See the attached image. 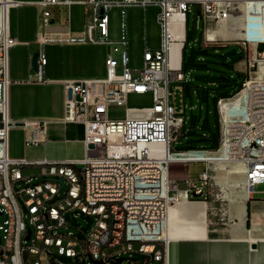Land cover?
Listing matches in <instances>:
<instances>
[{
  "label": "built area",
  "instance_id": "obj_1",
  "mask_svg": "<svg viewBox=\"0 0 264 264\" xmlns=\"http://www.w3.org/2000/svg\"><path fill=\"white\" fill-rule=\"evenodd\" d=\"M77 2L84 5L85 12L83 30L78 35L69 29L72 0H38L35 3L42 17L39 46L52 42L94 43V29L107 36L109 9L127 5L144 8L154 3L160 9L157 14L160 47L154 51L145 50L142 68L136 70L128 66L126 43L120 41V51L118 46L113 47L114 52L119 51L118 58L108 55L105 59L106 77L61 80V122L83 127L80 158H14L8 156L10 127L29 130L25 145L43 146L48 140V121H13L8 116L7 53L17 40L9 33L6 20L0 22V264H58L55 256L61 255L84 259L79 264H98V261L107 264L114 255L127 251L144 256L143 264H166L168 208L182 195L185 199L210 201L211 225L230 222L229 188L221 185L218 190L213 189L218 163L225 167L240 162L245 177L243 187L247 191L264 183V70L258 73L259 65L264 67L263 41L256 43L253 57L247 56L248 77L241 83L244 98L237 100V93L216 97L217 148L170 149L185 123L169 103L168 85L170 80L185 79L182 52L186 43V12L191 4L199 7L195 27H200L205 42L214 43L220 40L214 35L216 28L238 13L241 4L264 9V0ZM20 3L16 0L0 3V12L3 6L6 11L8 5ZM53 5L67 6L66 23H55L50 9ZM176 15H181L183 20L181 28L177 29L171 22ZM241 40L243 45L248 43L244 38ZM174 43H180L176 61L171 54ZM260 44L263 47L259 50ZM44 63L45 58L38 53V72ZM118 65L120 73L116 75ZM146 91L152 92L151 106H126L124 118H108L110 103L126 104L129 92ZM223 104L229 110L226 115L220 110ZM150 145L160 146V149L153 150ZM191 160L203 161L206 167L197 179H185V188L179 190L177 183L169 179V165ZM76 164L82 167L76 168ZM41 176L44 178L40 181ZM70 210L94 217L88 232L79 234L68 230L65 212ZM119 258L121 263L123 257Z\"/></svg>",
  "mask_w": 264,
  "mask_h": 264
},
{
  "label": "rangeland",
  "instance_id": "obj_2",
  "mask_svg": "<svg viewBox=\"0 0 264 264\" xmlns=\"http://www.w3.org/2000/svg\"><path fill=\"white\" fill-rule=\"evenodd\" d=\"M69 8L70 24L75 27H82L85 12L84 5L78 3V0H72ZM33 5L23 4L20 7L8 5L5 11V20L8 26L14 22H23V20L35 22L38 29L42 30V17L39 16ZM50 9L55 17L56 24H64L67 16V6L53 5ZM159 6L154 3H148L144 6L127 5L114 6L107 12L108 16V35H100L98 29H94V43H85L86 47H81L79 43H46L42 48L38 45H18L17 43L8 49L7 53V69L10 73L8 79L13 77L29 78V62L25 57L31 51H41V54L47 59V64L43 66V75H70L78 78H104L106 77L105 59L108 55L118 58L119 51L122 47L120 41H125L126 54L128 56V66L131 69L139 70L143 65L144 50L154 51L160 47V25L157 20ZM200 14L199 7L191 4L185 16L186 26V43L182 52L183 73L185 79L183 81L170 80L168 85V100L174 107L175 114L184 118L185 123L181 128V132L177 139L170 144L171 150H184L191 147L205 146L208 149L215 150L218 146V111L212 96L226 88L233 87L236 83L238 88L246 74L241 73L238 62L249 54V46L255 47L256 42L242 44V38L222 39L221 33L224 31L228 34L233 32L245 33L247 28L243 25L233 29L232 21L240 22L236 12L230 20L225 24H220L215 30V36L220 38L217 42L207 43L201 35L200 27H195V20ZM4 20V21H5ZM40 23V24H39ZM225 25V27H223ZM81 29V28H80ZM74 31V30H73ZM75 32L78 35L79 32ZM73 32V33H74ZM224 33V34H225ZM48 36H59V34H48ZM249 44V45H248ZM114 45L118 46L119 51L114 52ZM80 46V47H79ZM225 46V47H223ZM245 46V48H243ZM218 47L217 50H215ZM263 44L258 46L260 50ZM235 49L240 53L239 58L232 59L234 54L231 52ZM30 56V57H31ZM253 57V56H252ZM31 66V65H30ZM240 66H244L243 64ZM33 75L36 71L30 68ZM255 70V69H254ZM252 71V69H251ZM49 72V73H48ZM120 73V66L116 67V75ZM252 76L254 73H251ZM241 86L235 92L241 90ZM18 89L11 87L12 105L10 108V118L16 121L22 120L21 113L27 108L21 107L16 101V92ZM232 91L229 92V94ZM234 93V94H235ZM233 94V95H234ZM232 96V95H231ZM229 97V96H224ZM153 103L152 92L144 93L129 92L127 94L126 104L110 103L107 107L108 118L120 119L125 117V109L127 107H148ZM60 125L49 124L47 126V135L56 139L53 135L56 131H61ZM29 137V130H25L20 126H12L8 131V156L9 157H26L34 159L41 157L44 152L50 155L49 151L53 147L52 142L47 147L25 145V140ZM57 142V141H56ZM58 143V142H57ZM59 144V143H58ZM60 145V144H59ZM57 145L54 148L57 153L69 155H83V145L81 143H73L72 145ZM45 149V150H44ZM237 166V162L232 163ZM228 167L218 163L216 169L219 177L224 176L230 180H236L241 173L232 172L235 167ZM76 168H81V164H76ZM205 167V162L191 160L187 163H171L169 165V179L173 176L179 177L182 181L186 177L197 179ZM229 169V170H228ZM32 171V170H31ZM244 175V174H243ZM44 177H39L43 180ZM264 184H256L254 186V195L258 197L264 190ZM202 216L199 223H195V232L202 231L206 228V222L203 212L198 214ZM65 218L69 221L68 230L74 233L82 234L88 232L93 224L94 217H90L78 210H70L65 212ZM177 223L184 229V219L177 217ZM198 230V231H196ZM123 257L122 262L116 259ZM142 256L138 252L127 251L120 255H114L113 259L107 264H143ZM58 264H79L84 259L79 260L77 257L72 259L66 256H55ZM239 264H243L239 261ZM258 264H262L258 262Z\"/></svg>",
  "mask_w": 264,
  "mask_h": 264
},
{
  "label": "crops",
  "instance_id": "obj_3",
  "mask_svg": "<svg viewBox=\"0 0 264 264\" xmlns=\"http://www.w3.org/2000/svg\"><path fill=\"white\" fill-rule=\"evenodd\" d=\"M16 1L21 2L19 5H17V7H20L23 4H30L33 5L32 7H34V9H36L38 12V7L35 4L38 0ZM83 24L84 22H82V27L77 26L73 29L69 22L70 32H81L83 30ZM8 31L16 38L18 45H38V39L41 30L40 28L38 29V26L35 22L27 21L26 19L23 20V22H14L11 26H8ZM73 34H75V32ZM79 45H81V47H86V44ZM42 46H39L40 49ZM38 53L40 56L44 57L41 54V51ZM30 56L31 51L27 53L25 57L27 63L30 60L29 68L27 69L30 77L21 79L20 77H16L14 74L13 77L10 78L8 87V116L10 118V108L12 105L11 87L13 86L14 88L16 87V89H18L16 92L17 104L21 107L27 108V110L20 115L23 117L22 120L43 119L48 121L47 126L52 124L60 125L62 127L60 128L61 131H56V133L53 134L56 139H53L47 135L48 140L46 144L43 145V147L46 148L48 143L52 142L51 145H53V147H51V150L49 151L50 155H47L44 152L41 157L34 159L80 158L78 155H61L54 149L57 148V145L59 144V146L62 144L70 146L73 143L82 144L83 139V127L81 124L65 125L61 122L63 116V90L61 80L67 78H91H78L70 75L45 76L43 75V66L47 64V59L45 57V63L40 66V72H38L37 68L35 75H33L30 69L32 68V66H30ZM242 64L244 65L243 67L240 66ZM238 67L241 73L246 74L245 78L243 79L244 81L248 77L249 72L247 66V56L245 54L238 62ZM9 73L10 70L8 67V75ZM11 120L16 121L14 119ZM236 165L241 166L242 164ZM232 166L233 164L228 165V167ZM241 167H243V165ZM214 177L215 183L213 184V189L215 191L218 190L219 186L221 185L229 188V201L227 209L230 222H228L226 225H211L208 212L210 201L208 200L204 202L199 199H186L184 202H177V204L168 210L167 213L168 222L165 231V235L168 236L166 242L167 264H212L213 258L208 256V248H206L204 244V240L206 239L227 240L231 243L228 248H224L223 250L225 256L229 255V259L225 258L221 264H239V261H241L243 264H258V262L262 261V264H264V260H259L257 258V244L255 242L245 243V240L248 237V232L250 231L254 235H264V191L258 195V197H255L254 195L255 185L252 189L247 191V188L243 187L245 180L243 174L238 177L237 181H232L228 178H225L224 176L219 177L217 172L214 173ZM185 179L193 178L186 177ZM172 181L177 183V189L183 190L185 188L184 181H182L178 176H173ZM233 184H237V187H233ZM202 212L206 222V228L202 231L196 230L198 232H195V223H199L202 220V216L199 217L198 214L200 215ZM177 217L184 219V229L177 223ZM253 245L255 247H252Z\"/></svg>",
  "mask_w": 264,
  "mask_h": 264
},
{
  "label": "bare ground",
  "instance_id": "obj_4",
  "mask_svg": "<svg viewBox=\"0 0 264 264\" xmlns=\"http://www.w3.org/2000/svg\"><path fill=\"white\" fill-rule=\"evenodd\" d=\"M6 1L9 2V0H0V3L5 4ZM239 8H240V11H238V15L234 17L235 19L239 18L240 22H234L233 20L232 28L236 29L238 28V25L240 27L242 26V23H243V25L247 28V31L245 33L233 32V34L231 35L228 34V32L225 33L224 31H222V33L220 34L222 39L243 37L250 42H256V43L258 41L264 42V9L262 7L255 8L254 6L250 4H241ZM4 20H5V8L3 6V11L0 12V22H5ZM171 22H174V28L176 29L181 28V24L183 22L182 16L181 15L174 16ZM223 27H225V25ZM179 48H180V43L172 44L171 54L173 57V61H176L179 57ZM254 48L255 47L249 46L250 53L252 56L254 54ZM263 70H264V67L262 64H260L258 68V73L262 72ZM244 95H245V91L244 89H241L237 92L236 99L240 101L244 98ZM220 110L222 114L224 115L229 113V110L226 108L225 104L221 106ZM150 148L153 150L160 149V146L150 145ZM237 164H241V163L237 162ZM241 166L237 165V167H235L232 170V172H235V173L242 172L243 167ZM185 200L186 199L182 195L177 201H175L169 206L168 210H170L173 206H175L177 202H184ZM167 239H168V236L166 235V242H167ZM248 242H255L257 244V250H256L257 258L259 260H264V235H254L250 231L248 232V237L245 240V243H248ZM204 244H205V247L208 248V256L213 258L212 264H221L223 263L225 258L229 259V255L225 256L223 253L224 248H228V246L231 244L229 241L220 240V239H210V240L206 239L204 240ZM166 255H167V250H166Z\"/></svg>",
  "mask_w": 264,
  "mask_h": 264
},
{
  "label": "water",
  "instance_id": "obj_5",
  "mask_svg": "<svg viewBox=\"0 0 264 264\" xmlns=\"http://www.w3.org/2000/svg\"><path fill=\"white\" fill-rule=\"evenodd\" d=\"M231 52L234 53L231 56L232 59L239 58V56H240V53L239 52H237L235 49H232ZM37 57H38V52H34L32 54V56H31V66H32L33 70H35V71L38 68V65H37ZM237 85L238 84L236 83L233 87H229V88H226V89H224L222 91H219L217 94H215V95L212 96V101H215L216 97L226 96L232 90V88L237 87ZM58 181L62 184V178H59ZM252 247H255V246L253 245ZM118 260L120 261L121 258H118ZM97 263L98 264H101L100 261H98Z\"/></svg>",
  "mask_w": 264,
  "mask_h": 264
},
{
  "label": "trees",
  "instance_id": "obj_6",
  "mask_svg": "<svg viewBox=\"0 0 264 264\" xmlns=\"http://www.w3.org/2000/svg\"><path fill=\"white\" fill-rule=\"evenodd\" d=\"M223 47H225V46H223ZM182 70H183V64H182ZM237 86H238V85H237ZM240 86H241V85H240ZM240 86H239V87H240ZM239 87H238V88H239ZM238 88H236V87H235V88H232V90H231L232 93H230V94L228 93L227 96H231V95H233V94L238 90ZM215 104H216V99H215ZM191 148H193V147H191ZM194 148H205V149H208V148H206V147L203 146V145H200L199 147H194ZM187 149H189V148H187Z\"/></svg>",
  "mask_w": 264,
  "mask_h": 264
}]
</instances>
